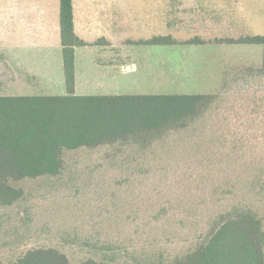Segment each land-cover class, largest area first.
<instances>
[{
  "label": "rangeland",
  "instance_id": "1",
  "mask_svg": "<svg viewBox=\"0 0 264 264\" xmlns=\"http://www.w3.org/2000/svg\"><path fill=\"white\" fill-rule=\"evenodd\" d=\"M222 17L228 38L264 35V0H226ZM175 55L173 62L182 60ZM261 64V46L226 45L216 50L211 81L135 83L136 94L214 100L200 118L147 148L67 152L59 176L12 183L24 198L0 207V261L53 247L69 264H144L185 253L220 213L250 210L264 224Z\"/></svg>",
  "mask_w": 264,
  "mask_h": 264
},
{
  "label": "trees",
  "instance_id": "2",
  "mask_svg": "<svg viewBox=\"0 0 264 264\" xmlns=\"http://www.w3.org/2000/svg\"><path fill=\"white\" fill-rule=\"evenodd\" d=\"M65 94L57 96H0V207L24 198L12 183L48 179L64 169V155L79 149L116 145L147 148L164 135L187 127L210 107L211 95L74 94V47L86 44L74 34L71 0H59ZM197 42V40L189 43ZM226 45L261 46L264 73V35H243L215 41ZM172 45L169 37L141 41ZM264 186V179H263ZM135 260L134 264H142ZM0 264H3L0 261ZM11 264H69L53 247L30 248ZM80 264H103L87 259ZM144 264H264V224L250 210H231L212 219L201 239L185 253L166 260L162 255Z\"/></svg>",
  "mask_w": 264,
  "mask_h": 264
},
{
  "label": "crops",
  "instance_id": "3",
  "mask_svg": "<svg viewBox=\"0 0 264 264\" xmlns=\"http://www.w3.org/2000/svg\"><path fill=\"white\" fill-rule=\"evenodd\" d=\"M71 5L74 34L86 44L74 47L77 96L145 95L136 94L141 85L135 83L167 78L208 82L216 50L226 48L215 42L228 38L226 0H71ZM153 37L175 44L140 43ZM175 54L182 60L173 62ZM64 94L59 0H0V96Z\"/></svg>",
  "mask_w": 264,
  "mask_h": 264
}]
</instances>
